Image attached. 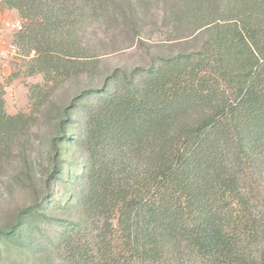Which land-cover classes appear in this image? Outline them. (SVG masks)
Here are the masks:
<instances>
[{
  "label": "trees",
  "instance_id": "obj_1",
  "mask_svg": "<svg viewBox=\"0 0 264 264\" xmlns=\"http://www.w3.org/2000/svg\"><path fill=\"white\" fill-rule=\"evenodd\" d=\"M160 1L163 50L104 73L91 33L138 37L144 0H0L44 80L28 114L0 93V154L83 84L50 117V174L0 226V264H264V0Z\"/></svg>",
  "mask_w": 264,
  "mask_h": 264
},
{
  "label": "rangeland",
  "instance_id": "obj_2",
  "mask_svg": "<svg viewBox=\"0 0 264 264\" xmlns=\"http://www.w3.org/2000/svg\"><path fill=\"white\" fill-rule=\"evenodd\" d=\"M162 10L163 4L160 0H144L136 8V21L140 29L139 36L134 39L117 26L101 28L91 33H96L94 44L107 63L103 67L104 73L115 67L132 68L143 65L151 54L163 50L161 48L166 31L161 27ZM18 21L24 23L17 11L7 9L0 3V23L4 26L5 23L13 24ZM17 35L18 33L11 32L6 38L7 43L18 44ZM99 38L105 40L106 44L99 43ZM34 56V49L23 48L18 44L15 56L0 59V93L5 111L9 115L28 114L31 109L32 87L44 83L41 74L31 71ZM82 87L83 84L76 80L60 88L32 133L10 148L7 144L3 145L0 154V226L13 220L19 209L39 201L44 181L50 174V136L54 131L50 117ZM67 152L68 159L82 162L79 150L70 148ZM4 264H32V260L13 253L6 256Z\"/></svg>",
  "mask_w": 264,
  "mask_h": 264
},
{
  "label": "built area",
  "instance_id": "obj_3",
  "mask_svg": "<svg viewBox=\"0 0 264 264\" xmlns=\"http://www.w3.org/2000/svg\"><path fill=\"white\" fill-rule=\"evenodd\" d=\"M23 30L22 24L18 21L13 24L0 23V59L6 56H15L18 52V44L7 43L6 38L11 32L20 33Z\"/></svg>",
  "mask_w": 264,
  "mask_h": 264
}]
</instances>
